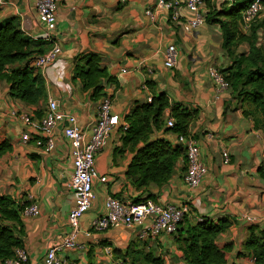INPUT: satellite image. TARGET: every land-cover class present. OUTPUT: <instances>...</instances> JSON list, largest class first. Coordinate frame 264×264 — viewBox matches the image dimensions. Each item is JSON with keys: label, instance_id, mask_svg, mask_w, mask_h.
Segmentation results:
<instances>
[{"label": "crops", "instance_id": "1", "mask_svg": "<svg viewBox=\"0 0 264 264\" xmlns=\"http://www.w3.org/2000/svg\"><path fill=\"white\" fill-rule=\"evenodd\" d=\"M36 1H0V20L17 16L26 34L43 38L45 32L37 19ZM211 2L217 7L221 5L217 0ZM156 4L157 0H60L54 39L62 53L48 67L44 97L38 103L27 104L11 98L7 83L0 82V126L12 143L11 150L0 156V193L21 204L33 200L39 208L36 216L20 214L22 246L29 256L27 264H43L49 240L64 236L69 230L67 218L74 204L69 186L72 158L70 145L59 128L54 148L46 151L36 143L42 134L26 126L19 113L41 115L52 97L59 109L75 115L87 139L100 100H92L81 89L80 80L72 79V75L73 57L88 52L97 53L101 66L116 80V84H106L104 92L120 122L107 145L95 156V167L107 180L94 183V198L80 219L77 241L82 247L61 251L58 256L68 264H119L120 259L108 256L106 248L125 250L131 246L161 255L164 264H184L173 234L137 238L149 219L86 233L90 221L104 213L108 195L123 201L150 195L161 204H187V218L191 221L201 217L213 221L229 218L231 225L216 240L225 252L226 264H254L250 255L240 252L249 226L264 225V131L253 126L252 119L243 113L246 105L236 101L230 90L217 95L207 76V66L225 67L229 63L221 47L218 26L205 22L186 30L182 22L169 20L168 12ZM179 11L182 21L190 17L183 7ZM259 33L264 41V31ZM171 44L177 50L176 60L174 66L167 67L164 56ZM146 80L152 85L148 86ZM159 92L166 93L170 103L199 110L189 131L199 144L207 172L196 188L185 184L186 168L180 157L167 183L137 189L126 176L131 153L114 152L121 145L119 127L126 126L123 116L136 101H146ZM24 133L28 135L26 140ZM156 135L171 141L175 138L170 132L159 131ZM224 149L229 153L228 163H223ZM247 215L254 221L248 222Z\"/></svg>", "mask_w": 264, "mask_h": 264}, {"label": "trees", "instance_id": "2", "mask_svg": "<svg viewBox=\"0 0 264 264\" xmlns=\"http://www.w3.org/2000/svg\"><path fill=\"white\" fill-rule=\"evenodd\" d=\"M203 1L205 22L218 26L221 47L229 61L225 67H219L229 83L228 90L236 101L246 105L243 113L252 119L253 126L264 131V49L258 43V31L263 24H253L254 20L248 30L241 28L242 12L252 0H233L230 4L223 1L219 7L211 0ZM242 44L247 45L246 50L238 51ZM50 46V41L26 34L17 16L0 20V82L7 83L11 98L35 104L44 97L45 79L31 61ZM72 79L80 80L81 89L88 92L92 100H100L106 95V84H116L114 77L101 66L100 56L93 52L79 53L73 57ZM145 83L152 85L150 80ZM198 114L197 108H187L178 102L170 103L164 92L153 94L150 101L134 103L123 116L126 126L119 127L121 145L114 152L131 153L126 176L135 188L167 183L180 157L186 168L185 147L156 133L192 135L189 126ZM41 115L34 114L36 117ZM168 116L174 120L171 127L166 125ZM11 148V140L6 136L4 127L0 126V156ZM146 199H151V196H139L133 201ZM25 205L27 202L21 204L10 195L0 196V261L13 257L15 249L23 247L19 219ZM231 223L227 217L218 221L208 217L191 221L185 214L173 233L184 264H226L225 252L216 240ZM111 252L113 257L127 264H164L161 255L142 248L132 249L130 246L122 250L111 246ZM240 254L250 255L254 264H264V225L249 226Z\"/></svg>", "mask_w": 264, "mask_h": 264}, {"label": "built area", "instance_id": "3", "mask_svg": "<svg viewBox=\"0 0 264 264\" xmlns=\"http://www.w3.org/2000/svg\"><path fill=\"white\" fill-rule=\"evenodd\" d=\"M3 1V0H0ZM229 4L233 0H224ZM60 0H37L36 15L38 21L44 28V40L51 42L50 48L33 57L31 64L37 68L44 79L47 78L48 67L61 55L62 50L59 43L54 39L57 21V9ZM157 7L168 12V18L174 23L182 22L186 30H193L205 23L206 8L203 0H157ZM264 0H252L249 6L242 12L241 28L248 30L251 23L259 15ZM184 8L190 17L182 21L180 8ZM148 14L151 12L148 10ZM181 24V23H180ZM176 47L174 44L166 48L164 65L174 66L176 60ZM122 71H125L122 68ZM152 72L151 68L147 69ZM214 91L217 95L229 89V83L220 72L219 67L209 65L206 68ZM151 100V96L147 101ZM20 120L29 128L39 131L41 139L36 141L37 145L43 146L44 150L50 151L55 146V134L59 128L62 136L70 145L72 158V174L69 186L72 190L74 204L68 213L69 230L64 236H59L49 240L43 256V264H68L58 256L61 251L81 249L82 244L77 241L80 231L79 223L81 217L87 212L91 201L94 198L93 186L96 181L106 182L107 176L101 175L95 167V156L108 142L111 132L119 126V116L113 113L111 100L108 95L103 96L97 107L96 121L90 128L87 139L77 124L75 115L58 108L57 102L52 97L48 98L47 106L40 117H36L28 112L19 113ZM174 124L172 117H166V125L171 127ZM28 135L24 133L23 139ZM174 141L185 147L186 169L183 175L185 184L189 188H196L203 176L207 172V167L202 160L200 148L197 140L192 135L175 134ZM223 163L229 162V153L224 149L221 153ZM1 196V193H0ZM104 213L94 217L90 221V231H102L116 226H131L149 219L147 226L140 229L137 238L145 239L156 237L161 233L173 234L184 215L188 213L187 204L166 203L161 204L153 199L141 201H123L108 195L104 201ZM21 214L36 216L39 214L38 204L31 200L21 211ZM248 222H253L250 215L245 216ZM106 254L113 257L109 248ZM28 253L24 247H17L14 255L0 261V264H27ZM119 264H127L119 261Z\"/></svg>", "mask_w": 264, "mask_h": 264}, {"label": "rangeland", "instance_id": "4", "mask_svg": "<svg viewBox=\"0 0 264 264\" xmlns=\"http://www.w3.org/2000/svg\"><path fill=\"white\" fill-rule=\"evenodd\" d=\"M224 0H217L218 3H222ZM264 5L259 13V15L256 17L255 19V22L253 24H257V23H262V27L261 29L259 30L260 32L261 31H264ZM263 35L261 33L258 34V43L259 45L262 46V48L264 49V41H263ZM247 48V45L246 44H242L238 47V51H241V50H246Z\"/></svg>", "mask_w": 264, "mask_h": 264}]
</instances>
